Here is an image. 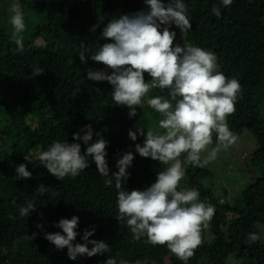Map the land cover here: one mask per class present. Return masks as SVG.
<instances>
[{
    "label": "trees",
    "instance_id": "trees-1",
    "mask_svg": "<svg viewBox=\"0 0 264 264\" xmlns=\"http://www.w3.org/2000/svg\"><path fill=\"white\" fill-rule=\"evenodd\" d=\"M5 2L7 12L0 17V146L5 149H0V264H8L6 260L10 264H105L108 258L117 264L120 260L128 264H224L228 256L237 264H264V0H233L228 7L221 0H183L192 27L183 34L174 25L170 29L176 32V44L190 43L212 51L218 70L240 82L236 111L227 122L237 138L248 132L255 139L257 149L249 163L259 171L228 204L202 187L201 167L185 165L180 189L198 190L200 200L215 208L202 232V245L187 262L180 261L166 246L147 243L146 237L133 239L126 223L116 219L115 179L106 186V177L98 173L94 162L90 160L89 167L77 177L59 181L37 158L53 142H74L72 134L87 124L94 133L90 143L97 139L96 132L109 142L106 160L110 175L118 171L116 160L123 153H133L126 190H143L165 169L158 161L135 152V144L142 145L143 136L138 134L136 141L128 137L129 129L147 132L158 128L162 117L148 107V97L137 108V115L129 118L128 108L113 102L111 85L88 80L86 75L89 69L110 72L90 59L103 43L111 42L100 38L102 29L120 15L146 11L144 0ZM14 5L19 6L26 24L23 52L16 51L11 38ZM214 5L221 9L219 17L211 12ZM82 51L88 58L85 63L79 59ZM34 66L45 71L35 76ZM145 79L150 77L145 74ZM155 95L166 97L167 92L153 89L149 97ZM77 142L83 153L85 145ZM214 146L215 136L210 147ZM24 155L33 163L28 164ZM21 163L32 173L30 179L15 178V168ZM41 184L48 189L38 193ZM29 201L36 209L29 217H21L19 210ZM73 215L79 217L74 243H83L84 231L94 228L89 239L106 242L111 252L70 260L66 248L57 250L44 238L45 233L63 234L54 225ZM38 223L42 230L36 227ZM33 233H37L34 239L26 238ZM251 233L260 239L249 244L245 241Z\"/></svg>",
    "mask_w": 264,
    "mask_h": 264
},
{
    "label": "clouds",
    "instance_id": "clouds-1",
    "mask_svg": "<svg viewBox=\"0 0 264 264\" xmlns=\"http://www.w3.org/2000/svg\"><path fill=\"white\" fill-rule=\"evenodd\" d=\"M233 0H221L224 7ZM147 10L123 14L110 20L102 29L100 38L105 41L91 56V60L105 69L87 72V79L94 82H107L112 88L113 102L128 108V116L137 115V108L145 98L148 107L162 117L158 128L145 132L142 129H129L128 137L136 141L143 136V144H135V152L143 158H151L165 165L156 175V180L143 190L128 191L124 184L132 166L134 155L131 151L123 153L116 160L118 171L109 174L106 160L108 141L100 132L93 140L91 125L72 134L74 142H53L47 150L41 151L37 158L47 172L61 181L65 177L75 178L94 162L99 174L106 177L105 185L111 186L113 178L117 191V220L124 221L133 239L146 237L153 246H166L180 261L187 262L202 245V232L207 229L215 208L200 200L196 189H180L185 175V165L204 167L215 160L221 150H227L236 140L230 130L228 117L235 113L236 101L242 91L236 78H228L221 71L216 55L209 50L185 43H175L176 32L170 30L174 25L180 33H186L192 25L183 0H144ZM10 18L12 40L17 52L24 51L22 33L26 29L23 13L18 5L12 8ZM211 12L219 17L221 9L213 6ZM99 25H94L92 31ZM81 49L84 42L81 41ZM82 63L88 59L82 51ZM42 67L34 66L36 75L43 74ZM147 74L150 79H145ZM153 89L167 92V96L149 93ZM84 132L83 135L80 133ZM215 136V146L213 137ZM85 145L82 153L81 143ZM207 155L202 159V153ZM183 158V159H182ZM24 160L32 164L30 156ZM16 179H30L32 173L27 165L15 168ZM43 184L36 189L38 193L47 191ZM36 207L32 201L19 210L21 217H29ZM79 217L62 218L54 226L61 232L45 233L44 238L57 250L67 249L70 260L78 256H100L111 252V247L102 240L89 239L95 229L85 230L81 237L83 243H74ZM37 228H43L37 224ZM37 233L27 239L32 240ZM260 239L255 233L249 234L246 243ZM91 245V248H89ZM105 264H117L108 258ZM119 264H128L120 260Z\"/></svg>",
    "mask_w": 264,
    "mask_h": 264
},
{
    "label": "rangeland",
    "instance_id": "rangeland-1",
    "mask_svg": "<svg viewBox=\"0 0 264 264\" xmlns=\"http://www.w3.org/2000/svg\"><path fill=\"white\" fill-rule=\"evenodd\" d=\"M6 12V2L0 0V17ZM0 149L5 150L1 146ZM256 149L255 139L248 132L242 133L229 149L221 150L215 160L201 167L200 184L208 189L217 200L225 199L230 204L235 196L240 194L259 173L258 169L252 168L249 163ZM201 155L203 159L207 152ZM183 182L184 177L180 183L184 184ZM6 261L10 264L8 260ZM224 264H237V262L232 256H228Z\"/></svg>",
    "mask_w": 264,
    "mask_h": 264
}]
</instances>
